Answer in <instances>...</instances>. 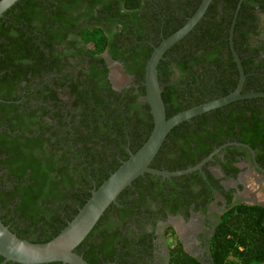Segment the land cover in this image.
<instances>
[{
	"label": "trees",
	"instance_id": "1",
	"mask_svg": "<svg viewBox=\"0 0 264 264\" xmlns=\"http://www.w3.org/2000/svg\"><path fill=\"white\" fill-rule=\"evenodd\" d=\"M200 1L18 0L3 13L0 219L18 237L31 242L53 238L91 190L144 143L153 126L143 85L147 59L153 46L181 27ZM238 1L212 0L196 26L159 61L166 117L235 88L238 71L228 32ZM251 7L242 0L233 30L246 75L244 93L264 92V68L251 66L249 58L255 54L244 52L241 43ZM81 42L88 47L78 46ZM110 61L118 62L113 68L119 78L113 82ZM42 82L53 86L42 89ZM241 125L245 137L222 136L221 130ZM263 130L264 98L237 100L173 127L150 166L185 169L228 141L257 151L264 143ZM234 150L227 146L223 151ZM194 183L207 193L209 183L199 171L170 179L139 176L75 252L89 264H120L110 254L119 242V219L139 214L147 199L171 208L192 201ZM227 198L210 240L209 264L264 263V205L231 204ZM171 236L175 245L169 264H203L183 250L174 230Z\"/></svg>",
	"mask_w": 264,
	"mask_h": 264
},
{
	"label": "flooded vegetation",
	"instance_id": "2",
	"mask_svg": "<svg viewBox=\"0 0 264 264\" xmlns=\"http://www.w3.org/2000/svg\"><path fill=\"white\" fill-rule=\"evenodd\" d=\"M248 1L253 8L249 9L245 19L248 26L243 28V31L247 32L242 34L241 43L244 52L255 54L249 59H251V66L256 70L258 67L264 68V0ZM68 39L72 41L74 36H69ZM78 46L88 47L84 42ZM105 54L104 51L103 57H107ZM116 65H118L117 61H110L107 65L110 69L108 77L112 82L116 79L113 68ZM255 73L256 71H253V74ZM40 85H42V89L47 88V90L53 86L44 82ZM221 132L222 136L233 134L245 137L242 125L238 128L223 129ZM261 133L260 137L264 139V130ZM235 143H239V145ZM224 144V147L205 162L201 170H197L209 183L206 194H203L200 183H194L191 186L195 196L192 201L182 203L176 206L177 208H171L172 206L159 205L157 202L147 199L139 214L133 213L128 218L121 217L119 219L117 230L119 242L115 245V250L110 253L114 263L169 264L171 249L175 245L171 236V230H174L176 238L188 255L203 264H209L211 262L210 240L220 216L225 211V206L228 203L227 197L230 196L231 204L248 202L264 205V143L263 145L259 144L257 151H254L248 144L238 141H228ZM242 144L248 145L253 153ZM227 146H234L236 150L223 151ZM218 147L213 148L209 154ZM256 158L261 161L262 165L256 161ZM235 169L238 170L235 172ZM249 177L261 185V198L258 194L252 193L250 197L252 201L246 200ZM174 209H176L175 212ZM125 242L129 243L125 244ZM123 258L130 260L126 262ZM8 262L4 259L0 260V264H9Z\"/></svg>",
	"mask_w": 264,
	"mask_h": 264
},
{
	"label": "water",
	"instance_id": "3",
	"mask_svg": "<svg viewBox=\"0 0 264 264\" xmlns=\"http://www.w3.org/2000/svg\"><path fill=\"white\" fill-rule=\"evenodd\" d=\"M18 0H0V17ZM212 0H201L194 13L187 18L185 23L153 46L147 59L144 72L143 85L145 100L152 115L153 126L144 143L129 156L122 160L120 165L111 172L102 183L93 188L85 203L78 209L71 220L50 240L46 242H31L18 237L0 219V256L5 261L19 264H49L61 262L62 264H89L82 255L75 252V248L85 239L97 224L104 212L118 196L131 183L146 173L170 179L201 170L206 161L217 153L222 145L216 148L206 158L197 164L181 170H162L150 166L155 155L161 148L169 131L197 115L225 106L239 99L264 98V92L242 91L246 75L243 71L240 58L233 45V30L241 0L238 1L228 32V43L233 60L238 71V80L235 88L224 96L181 110L170 117H166L165 105L161 97L162 88L157 76V65L164 53L185 37L201 20ZM239 145V143H235ZM251 153L253 150L245 144Z\"/></svg>",
	"mask_w": 264,
	"mask_h": 264
},
{
	"label": "rangeland",
	"instance_id": "4",
	"mask_svg": "<svg viewBox=\"0 0 264 264\" xmlns=\"http://www.w3.org/2000/svg\"><path fill=\"white\" fill-rule=\"evenodd\" d=\"M115 78L116 79L119 78L118 75H116ZM252 177L251 178L250 177L248 178V183H247L248 192H247V196H245V197H246V200H248V201H252L250 199L252 193L258 194L260 198L262 196L261 195L262 194L261 193L262 191L260 190L261 185H259ZM256 191H258V192L256 193ZM260 264H264V263H260Z\"/></svg>",
	"mask_w": 264,
	"mask_h": 264
}]
</instances>
